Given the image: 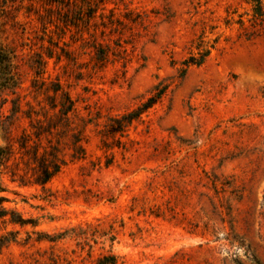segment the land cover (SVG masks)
<instances>
[{
	"label": "rangeland",
	"instance_id": "obj_1",
	"mask_svg": "<svg viewBox=\"0 0 264 264\" xmlns=\"http://www.w3.org/2000/svg\"><path fill=\"white\" fill-rule=\"evenodd\" d=\"M0 8L19 83L0 93V264H264V31L235 23L247 0ZM200 40L211 54L188 67Z\"/></svg>",
	"mask_w": 264,
	"mask_h": 264
},
{
	"label": "trees",
	"instance_id": "obj_2",
	"mask_svg": "<svg viewBox=\"0 0 264 264\" xmlns=\"http://www.w3.org/2000/svg\"><path fill=\"white\" fill-rule=\"evenodd\" d=\"M248 4L251 6V15L250 18L245 21L243 16H239L238 20H236V24L239 25L240 29L246 30V22L250 23L253 28L260 27V30L264 31V3L263 0H247ZM1 8H0V93L5 91H14L18 88V80L15 74V64L13 61V54L12 52L4 45L2 40V33H1ZM234 20L231 18L229 19V24L232 23ZM256 32H252L247 36V39H250L255 35ZM197 57L192 56L189 60H187L186 65L189 66H201L205 63L207 58L211 54V49L208 45L200 40L199 43L196 45ZM159 97L156 96L148 100L142 108H139L136 112L129 114L125 117L124 125L131 124L134 120L138 119L143 113L147 110L152 108L158 101ZM1 122H0V130H1ZM12 149L10 146H4L0 144V207L4 209L5 213L7 210L3 208V203L7 202V199L2 196V194L6 191V188L3 184V175L5 174V170L7 167V163L11 159ZM58 170H55L52 173L46 171V176L42 179L39 183L41 185H45L49 182V180L56 174ZM12 222L15 224L20 225H27L31 224L29 220H24L18 216V218H13ZM36 226V224H33ZM58 239V238H57ZM55 241V240H50ZM97 264H118V258L114 255H107L101 257Z\"/></svg>",
	"mask_w": 264,
	"mask_h": 264
}]
</instances>
